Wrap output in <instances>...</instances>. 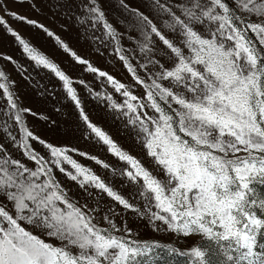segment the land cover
Segmentation results:
<instances>
[{
  "label": "snow or ice",
  "instance_id": "obj_1",
  "mask_svg": "<svg viewBox=\"0 0 264 264\" xmlns=\"http://www.w3.org/2000/svg\"><path fill=\"white\" fill-rule=\"evenodd\" d=\"M111 2L0 0V35L60 82L36 111L0 70V264H264V0H115L124 33ZM37 17L111 48L127 82ZM10 22L54 38L68 66Z\"/></svg>",
  "mask_w": 264,
  "mask_h": 264
},
{
  "label": "rangeland",
  "instance_id": "obj_2",
  "mask_svg": "<svg viewBox=\"0 0 264 264\" xmlns=\"http://www.w3.org/2000/svg\"><path fill=\"white\" fill-rule=\"evenodd\" d=\"M132 6H136V0H129ZM9 7H12L9 5ZM105 8L107 9V18L118 31L124 33L126 26L118 23V21L124 17V13L116 6L115 0L111 3H106ZM26 9V6H25ZM37 19L44 23L46 27L54 31L55 35L60 36L65 43L76 51L82 58H87L100 70L108 71L114 75L117 79L122 82H127L124 77L127 75L126 70L121 71L118 59L112 52L111 48L102 49V54L96 53L89 46L87 42L79 39L78 32L67 26V30L60 26V22L53 24L50 19L44 17H37ZM10 26L18 30L19 34L25 39L30 45L35 47L47 55L50 59L56 62L62 69L66 68L71 61V57L64 54L62 50H58L54 38L47 37L42 30H36L31 26L16 25L10 22ZM135 35V33H133ZM124 48L127 50L126 55L130 58L133 64H135L140 57L138 50L134 53L133 48L136 47L134 42H129L127 39L122 41ZM3 57H11V60H5ZM0 70L4 71L8 77L10 90L16 93L20 101L24 106H30L36 111H42L45 107L51 108L55 103L56 97L60 94V82L54 74L50 73L49 70L37 67L35 62L28 59L26 54L23 53L22 46L15 42L14 38L10 35H0ZM73 79L77 77V73L74 72ZM86 82L93 86V90L105 91V88L98 87L99 80L95 74H84ZM37 86L42 88H48L53 91L51 99H45L43 96L37 94ZM55 86V88H54ZM79 94H83V86L79 84L74 85ZM109 91H112L111 86H107ZM87 106L90 110H97V103L91 97L88 98ZM102 109V105L99 106ZM28 121L32 122V117L28 116ZM143 239H154L162 242H166L171 239L170 236L164 234L152 233L150 230H142Z\"/></svg>",
  "mask_w": 264,
  "mask_h": 264
}]
</instances>
